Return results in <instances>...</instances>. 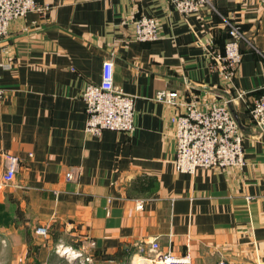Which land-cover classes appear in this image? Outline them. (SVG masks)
Here are the masks:
<instances>
[{"label": "crops", "instance_id": "1", "mask_svg": "<svg viewBox=\"0 0 264 264\" xmlns=\"http://www.w3.org/2000/svg\"><path fill=\"white\" fill-rule=\"evenodd\" d=\"M39 1L48 9L13 20L0 42V225L17 211L47 228L37 264H156L160 251L193 264H264V128L249 111L264 85V0H212L189 16L168 0ZM221 14L251 41L240 43V98L205 52H224ZM142 15L158 19L160 40L135 39ZM107 59L115 84L135 97L132 133L85 130L82 92L101 81ZM162 89L231 98L245 164L177 170L171 118L183 108L157 100ZM3 153L19 158L9 187ZM74 167L78 178L67 179Z\"/></svg>", "mask_w": 264, "mask_h": 264}, {"label": "built area", "instance_id": "2", "mask_svg": "<svg viewBox=\"0 0 264 264\" xmlns=\"http://www.w3.org/2000/svg\"><path fill=\"white\" fill-rule=\"evenodd\" d=\"M168 1L183 16L199 12L204 5H212V0ZM47 9L48 6L39 0H0V42L8 34L13 20L23 18L31 11L44 13ZM221 16L228 30L224 52L216 51L209 45L205 46V52L211 69L221 74L225 92L235 91V96L240 98L246 94L235 82L236 69L243 55L240 43L251 41L233 16ZM134 27V37L138 41H157L163 37L159 21L154 16H140L134 21ZM259 54L264 58V52L259 51ZM114 75L113 61L105 60L101 81L89 82L82 92L88 115L85 130L91 134L100 135L106 129L127 133L135 130V97L115 84ZM4 95L5 90L0 87V105ZM220 95L213 92L199 96V99L185 100L175 90L162 89L157 92V100L183 108L171 118L176 146L174 162L177 170L195 173L199 168L241 167L245 164L244 136L230 107L232 99ZM249 111L253 121L264 128V85ZM2 155L7 166L1 185L9 187L15 182L19 158L12 153ZM79 174V168L74 167L66 173V177L75 180ZM36 232L45 235L47 228L39 226ZM151 248L160 250L156 239ZM154 259L156 264H193L189 256H175L171 252L160 251Z\"/></svg>", "mask_w": 264, "mask_h": 264}, {"label": "rangeland", "instance_id": "3", "mask_svg": "<svg viewBox=\"0 0 264 264\" xmlns=\"http://www.w3.org/2000/svg\"><path fill=\"white\" fill-rule=\"evenodd\" d=\"M8 215L13 225L7 224L8 216L6 226L0 225V264H37L35 224L20 219L17 211Z\"/></svg>", "mask_w": 264, "mask_h": 264}, {"label": "bare ground", "instance_id": "4", "mask_svg": "<svg viewBox=\"0 0 264 264\" xmlns=\"http://www.w3.org/2000/svg\"><path fill=\"white\" fill-rule=\"evenodd\" d=\"M62 250V252H67V251H69V249L68 248H63V249H61Z\"/></svg>", "mask_w": 264, "mask_h": 264}]
</instances>
